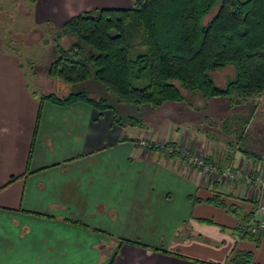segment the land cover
<instances>
[{"label": "crops", "instance_id": "crops-1", "mask_svg": "<svg viewBox=\"0 0 264 264\" xmlns=\"http://www.w3.org/2000/svg\"><path fill=\"white\" fill-rule=\"evenodd\" d=\"M131 6L132 0H35L33 17L59 28L86 10ZM21 62L0 34V264H109L117 247L111 264H227L234 249L251 250L264 264V229L259 244L237 235L238 216L209 201L221 192L230 204L253 208V187L211 179L158 148L194 145L189 126L224 113L216 106L224 96L156 108L109 98L125 116L122 125L112 108L42 101ZM147 137L154 142L148 148L139 144ZM227 151L225 145L220 165L237 167L241 152L230 160ZM246 164L264 167L250 158ZM112 220L119 231L108 229Z\"/></svg>", "mask_w": 264, "mask_h": 264}, {"label": "trees", "instance_id": "trees-1", "mask_svg": "<svg viewBox=\"0 0 264 264\" xmlns=\"http://www.w3.org/2000/svg\"><path fill=\"white\" fill-rule=\"evenodd\" d=\"M65 36L75 37L68 47L61 44ZM54 41L57 55L49 63L48 75L76 86L66 95L50 92L40 99L112 108L122 125L125 116L109 97L78 85L95 79L118 103L152 108L166 101L192 104L188 92L205 99L228 96L232 102L264 93V0H132L131 7H97L71 16L56 28ZM228 65L235 73L226 85H219L211 71ZM126 119L138 123L131 116ZM165 145L181 155L176 142ZM249 154L261 158L256 151ZM209 201L238 216L240 222L232 229L237 235L260 242L262 231L253 232L248 225L258 201L250 211L229 204L221 192ZM118 253L117 247L109 264ZM227 264L260 263L253 251L234 249Z\"/></svg>", "mask_w": 264, "mask_h": 264}, {"label": "rangeland", "instance_id": "rangeland-1", "mask_svg": "<svg viewBox=\"0 0 264 264\" xmlns=\"http://www.w3.org/2000/svg\"><path fill=\"white\" fill-rule=\"evenodd\" d=\"M34 3V0H0V34L4 36L6 47L15 50L20 56L23 70L27 75L28 87H30L32 92L38 96L50 92L66 95L72 91L69 88H73L76 85L70 84L59 77L48 75L49 63L57 55L56 42L54 41L56 27L51 23L38 24L34 21ZM215 10L216 8L205 17L206 21L211 18ZM74 39V36H65L61 39V44L63 47H68ZM234 73L235 69L232 65L211 71L215 81L222 86L226 85L227 80ZM78 87H85L96 96L114 97L113 93L105 90L98 80L95 79L80 83ZM187 95L194 105H201L204 102V99L200 98L199 93L191 94L188 92ZM227 97H218L220 102L216 105L217 107L224 106V113L219 114V116L217 113L216 115L211 113L209 116L206 115L207 122L203 125L192 123V126H189L191 129L189 133L194 145H190V142L187 141L183 145L177 143L175 148L178 146L188 148L200 160V163L192 164L187 159L184 162L191 167L202 170L211 179L230 183L240 181L253 187L252 189L255 191L254 200L243 199V201L253 203L258 201L259 203L261 200L264 202L262 197V195L264 196L262 194L263 190L246 180L247 177H250L251 180H254L257 176L264 177V167H259L256 170L251 167V164H246V160L249 158L253 161L258 160L264 163V93L253 97H245L240 102H232L230 97L229 102ZM143 106L152 108L149 104H144ZM204 108L206 107L202 106L201 109ZM142 124L145 125L144 122ZM206 141L214 145L216 159L211 158L212 160H210L208 157L211 155L207 151L210 152L211 150L210 145L207 146ZM153 143L149 137L139 140V144L147 148L152 146L150 144ZM165 144L166 142H160L158 148H164L166 151L171 149ZM225 145H227V153L230 156V160L235 158L237 151L241 152L239 155L242 154L243 160L240 161V164L238 161L237 167L234 163L228 166L220 165L219 154L224 150ZM219 147L223 149H219ZM250 151L258 152L261 158H256L249 154ZM180 157L183 159L185 156L181 154ZM218 207L222 208L221 206ZM247 207L249 209H244L242 206L239 208L244 211L253 209L252 206ZM108 229L119 231L120 222L112 220L108 224ZM252 241L259 244L256 240Z\"/></svg>", "mask_w": 264, "mask_h": 264}, {"label": "built area", "instance_id": "built-area-1", "mask_svg": "<svg viewBox=\"0 0 264 264\" xmlns=\"http://www.w3.org/2000/svg\"><path fill=\"white\" fill-rule=\"evenodd\" d=\"M173 150H174L173 147H171V149H168L169 152H173ZM177 150L181 151L180 153L183 154V156H185L184 158H186L189 161V163H192V164L200 163V160L195 155H193L192 152L188 150V148L178 146ZM246 180L249 183L255 184L256 187L258 186L259 188H261L264 193V177L257 176L254 180H251L250 177H247ZM248 225L252 229L253 232H259L264 229V202L263 201L261 200L259 201L255 209L254 216L251 219V221L248 223Z\"/></svg>", "mask_w": 264, "mask_h": 264}]
</instances>
